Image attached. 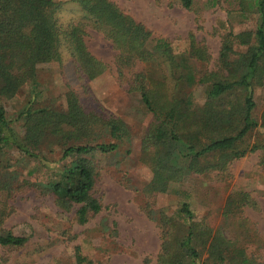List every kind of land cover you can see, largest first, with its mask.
Returning a JSON list of instances; mask_svg holds the SVG:
<instances>
[{"label": "trees", "instance_id": "trees-1", "mask_svg": "<svg viewBox=\"0 0 264 264\" xmlns=\"http://www.w3.org/2000/svg\"><path fill=\"white\" fill-rule=\"evenodd\" d=\"M227 1L239 6L242 17L257 13L259 25L255 30L225 34L214 67L200 69L201 62L206 65L212 59L204 41L191 33L184 53H176L171 42L156 38L114 0H71L81 17L66 21L58 15L63 2L0 0V197L36 188L54 195L65 209L78 205L80 224L88 222L89 213L102 210L93 196L99 173L93 157L118 153L131 138L128 123L100 104L83 102L73 90L62 102L42 103L35 85L39 63L69 59L82 82L109 68L87 45L89 26L117 50L120 73L135 67L126 90L139 94L153 115L141 142V160L153 173L144 188L147 196L165 193L191 175L225 172L235 159L257 151L264 170V138L251 148L243 147V139L252 131L264 133V112L260 120L254 115L255 92L264 85V0ZM169 2L186 9L194 5V0ZM242 46L247 47L245 52L238 51ZM140 64L143 68L136 69ZM26 83L36 96L11 119L1 101L14 97ZM198 86H203V104L194 99ZM90 89L85 87L89 94ZM11 150L17 156L14 161L4 158ZM261 187L264 192V183ZM247 206L259 209L251 192H237L229 196L224 214L228 217L233 208ZM179 212L192 224L184 233L180 220L162 215L159 264H264V256L250 254L239 238L213 233L211 227L193 221L188 203ZM8 216L4 203L0 245L22 247L29 238L2 227ZM76 252L79 263L87 261L80 247Z\"/></svg>", "mask_w": 264, "mask_h": 264}, {"label": "rangeland", "instance_id": "rangeland-1", "mask_svg": "<svg viewBox=\"0 0 264 264\" xmlns=\"http://www.w3.org/2000/svg\"><path fill=\"white\" fill-rule=\"evenodd\" d=\"M54 1L64 3L58 12L60 19L81 17L80 9L71 0ZM114 1L144 23L156 38L171 42L176 53H184L191 33L198 41H204L212 59L206 65L197 62L200 69L214 67L225 34L255 30L259 25L257 13L242 17L239 6L227 0H194L192 9L169 0ZM86 41L90 51L109 68L97 78L82 82L69 59L39 63L35 84L40 92L38 99L47 104L62 102L65 94L73 90L83 102L93 107L100 104L123 118L129 125L131 138L122 144L118 153L93 157L99 172L93 196L102 204V210L97 214L89 213L85 224L78 221V205L65 209L54 195L43 194L36 188L0 197V206L5 203L9 212L2 227L29 238L22 247L0 245V264H159L164 240L159 220L163 214L180 220V228L187 233L192 221L182 219L184 215L179 211L184 203L190 205L193 221L211 227L213 233L239 238V243L246 246L250 254L264 256V192L261 187L264 170L259 161L260 152L235 159L225 172L191 175L182 183L173 184L165 193L147 196L144 188L153 173L141 160V142L153 115L139 94L126 90L135 67L120 73L115 64L117 50L91 26L87 28ZM246 50V46L238 48L239 52ZM142 68L141 64L136 66V69ZM87 86L91 94L85 91ZM33 96L36 91L26 83L14 97L5 98L1 103L8 116L16 119ZM194 99L203 104V86L194 89ZM255 99L254 115L260 120L264 112V85L257 87ZM15 127L21 134L25 132L22 126L16 124ZM263 138L262 129L254 130L243 139V147L251 148ZM4 158L14 161L17 156L11 150L5 152ZM27 171L28 168L23 169V176ZM240 191L251 192L259 209L233 208L229 216H225L229 196ZM77 247L87 261L78 262Z\"/></svg>", "mask_w": 264, "mask_h": 264}]
</instances>
